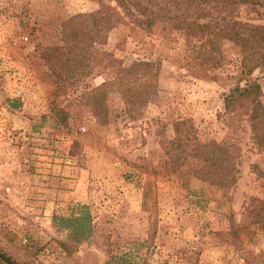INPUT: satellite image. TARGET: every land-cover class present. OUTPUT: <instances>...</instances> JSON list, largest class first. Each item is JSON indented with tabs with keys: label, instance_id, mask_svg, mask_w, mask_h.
Here are the masks:
<instances>
[{
	"label": "rangeland",
	"instance_id": "obj_1",
	"mask_svg": "<svg viewBox=\"0 0 264 264\" xmlns=\"http://www.w3.org/2000/svg\"><path fill=\"white\" fill-rule=\"evenodd\" d=\"M141 1L167 17L200 11L192 0ZM261 1L258 12L218 7L220 23H264ZM99 4L0 0V252L20 264H264V220L255 214L264 204L251 199H264V152L244 115L224 113V94L238 75L237 44L217 40L223 61L199 78L185 65V36L170 23L151 32L131 23L113 28L101 49L123 66L159 60L160 72L156 93L134 119L107 86L102 120L90 91L110 74L95 68L57 90L40 57L44 47L62 43L64 20ZM254 76L264 104V74ZM181 119L190 120L199 141L239 148L232 187L194 177L199 162L192 157L177 165L168 156L165 141ZM58 183L74 197L54 199ZM76 204L88 205L92 216V235L79 244L53 222Z\"/></svg>",
	"mask_w": 264,
	"mask_h": 264
},
{
	"label": "trees",
	"instance_id": "obj_2",
	"mask_svg": "<svg viewBox=\"0 0 264 264\" xmlns=\"http://www.w3.org/2000/svg\"><path fill=\"white\" fill-rule=\"evenodd\" d=\"M192 2L200 7L199 12L167 17L161 15L158 9H151L143 4L141 0H100L97 10L79 13L64 20L61 24L62 43L44 47L40 57L54 76L57 90H63L66 86L73 85L76 80L90 76L95 68L106 70L110 78L90 91L94 98L93 111L102 120L106 119L104 94L105 88L111 85L123 99L125 113L134 119L157 91L160 63L159 60H137L123 66L121 60L100 48L105 45L110 30L131 23L151 32L158 24L170 23L185 36L186 45L191 51V56H186L185 65L192 75L199 78L208 77V73L218 68L223 61L217 40L234 42L240 52L238 75L224 94V113L238 117L244 115L256 149L264 152L262 88L259 76H254L255 72L264 74V23L232 19L221 24L220 20L224 16L220 15L221 8H218L233 4L247 5L258 12L255 6L262 5L263 1ZM208 4L213 5V8H207ZM173 133V138L165 141V152L174 163L181 165L192 157L199 162L192 173L197 179L218 188L232 187L236 183L239 173L237 159L240 153L237 146L215 140L199 141L193 134L189 119L175 121ZM251 199L264 204V199ZM263 208L264 206L260 207V212L255 213L258 220H264ZM74 209L67 217L53 216V222L69 232V238L74 244H79L90 239L92 235V216L88 205L76 204ZM0 260L7 264H20L1 252Z\"/></svg>",
	"mask_w": 264,
	"mask_h": 264
},
{
	"label": "crops",
	"instance_id": "obj_3",
	"mask_svg": "<svg viewBox=\"0 0 264 264\" xmlns=\"http://www.w3.org/2000/svg\"><path fill=\"white\" fill-rule=\"evenodd\" d=\"M61 180V179H60ZM64 181V179H62V182ZM65 181H67V180H65ZM60 183V182H59ZM59 183H58V187H55V188H53L52 190H51V192L53 193V198L54 199H56V197H58L59 199L60 198H73L74 197V194H75V192L74 191H69V190H66L65 188L64 189H61V187H65L62 183L59 185ZM54 186H56V184L54 183ZM57 198V199H58ZM49 203H51V205H55V202H54V200H51V202H49ZM59 202H57V204H58Z\"/></svg>",
	"mask_w": 264,
	"mask_h": 264
}]
</instances>
